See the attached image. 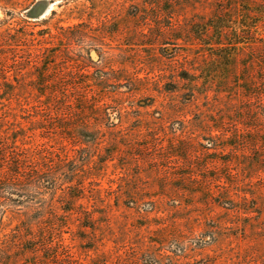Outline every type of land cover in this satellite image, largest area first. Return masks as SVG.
I'll list each match as a JSON object with an SVG mask.
<instances>
[{"label": "rangeland", "instance_id": "1", "mask_svg": "<svg viewBox=\"0 0 264 264\" xmlns=\"http://www.w3.org/2000/svg\"><path fill=\"white\" fill-rule=\"evenodd\" d=\"M258 4L0 0V64L4 48L25 44L31 59L4 70L5 81L64 94L47 107L33 95L1 103L0 118L50 123L60 101L65 111L45 132L50 165L93 169L80 204L107 225L82 230L83 240L65 235L78 264L105 250L109 264H264V22L243 18ZM213 17L226 19L224 39L249 44L230 70L206 76L215 50L203 26ZM241 23L255 26L235 32ZM81 129L94 140L80 137L71 159L57 137Z\"/></svg>", "mask_w": 264, "mask_h": 264}, {"label": "trees", "instance_id": "2", "mask_svg": "<svg viewBox=\"0 0 264 264\" xmlns=\"http://www.w3.org/2000/svg\"><path fill=\"white\" fill-rule=\"evenodd\" d=\"M258 1L259 4L252 12L249 9L244 12V22L250 21V15L257 18L255 25L264 22V0ZM225 20L224 17H213L203 26L206 33L208 30L212 33L210 43L206 45L212 47L211 52L215 50V53H211L213 63L203 72L206 76L218 70H230L235 63L237 50L244 49L249 44L240 38L224 39V33L230 30V27L225 25ZM255 25L248 27L241 23V26L235 28V32L243 27L252 28ZM26 36L25 33H20L19 39H23L22 42L25 43ZM73 39V36L68 39L69 46L74 42ZM11 40L14 39L6 35L5 42L11 43ZM199 40L206 42L204 39ZM62 46L66 48L65 44ZM22 47V51L18 53L4 48L6 63L0 64V79L5 83L0 84V104L25 102L23 105H26L30 95H33L38 103L47 107L49 98L53 95L64 96L62 89L45 83L28 86L5 81L7 79L4 78V70H10L14 65L16 68H26L31 62L28 57L30 48L26 44ZM92 52L95 55V52ZM89 54L93 58L91 53ZM41 74L42 72L39 73L40 76ZM76 90L77 88H73L74 92ZM59 102H56L58 108L50 111L57 116L53 123H48L49 120L44 119L41 114V118L36 119L39 117L38 113L34 117L36 121L25 124L11 117L0 118V264H78L73 258L71 245L65 243V235H70L71 242L75 239L83 240L80 235L82 230L96 231V224L102 227L107 225L102 221L105 218L102 213H97L100 216L96 220L95 212L84 211L83 205L80 204L84 199L86 182L94 176L88 172L93 170L90 165L74 163V167L69 170H66L61 162L50 165L46 148L52 139L47 137L45 132L49 130L48 125L55 124L65 111V108L59 107ZM25 130L37 133L39 140L28 141ZM80 137L90 138L91 141L86 139L88 144L94 140L91 133L82 129L59 134L57 137L59 141L64 142H61L66 149L64 153L71 159H74L78 152L75 148ZM53 142L54 140L51 141ZM65 143L70 145L71 149L67 150L63 145ZM68 151L75 153L74 156L68 154ZM82 169L88 174L80 175L84 173ZM108 255V250L99 252L90 264H109L106 259Z\"/></svg>", "mask_w": 264, "mask_h": 264}]
</instances>
